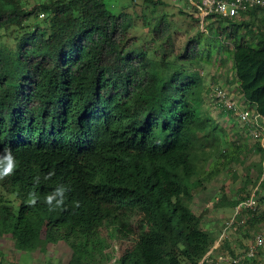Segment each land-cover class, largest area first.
<instances>
[{"label":"trees","instance_id":"16d2710c","mask_svg":"<svg viewBox=\"0 0 264 264\" xmlns=\"http://www.w3.org/2000/svg\"><path fill=\"white\" fill-rule=\"evenodd\" d=\"M143 2L155 10L164 4ZM42 12L45 25L30 27ZM247 14L260 18L259 30L228 17L210 30L218 52L233 62L242 97L264 120V12ZM25 27L15 46H0V154L10 150L16 161L0 186L20 200L16 214L1 205L0 236L10 234L18 249L44 252L65 241L68 264L102 253L109 237L133 242L119 264H200L217 238L189 206L191 185L217 152L221 127L198 110L200 73L178 62L210 60L212 46L195 41L168 58L173 30L162 12L152 28L158 57H151L136 50L133 14H115L105 0L33 7L0 0V31ZM255 149L264 153L259 142ZM61 185L64 203L50 211L46 197Z\"/></svg>","mask_w":264,"mask_h":264},{"label":"rangeland","instance_id":"374dc122","mask_svg":"<svg viewBox=\"0 0 264 264\" xmlns=\"http://www.w3.org/2000/svg\"><path fill=\"white\" fill-rule=\"evenodd\" d=\"M24 1L33 7L45 0ZM105 2L115 14L121 11L133 14L135 27L131 30V36L138 40L136 50H146L151 57H158L157 52L160 47L152 41V28L155 17L162 12L167 14L173 30V45L167 49L168 58L177 59V56L183 54L188 46H193L195 41L199 42L198 46L201 49L206 50L209 45L213 48L210 60H191L178 62V64H184L188 70L200 73L204 80V91L201 101L197 103L198 110L202 117L213 119L221 127L217 132L221 140L217 152H213L209 161L202 164L201 172L192 180L193 197L189 201V206L195 214L201 216L203 227L213 231L217 238L208 263L227 264L217 263L218 257L244 250L253 242L255 236L264 230V188L258 187L259 178L264 179V172L259 176V167L263 166L264 153L255 149L257 142H264V120L257 121L260 126H253L255 120H252L251 124H244L239 121L237 114L229 113L226 109L219 107L216 102L215 89L220 86L228 96L237 99L239 103H245L250 108V105L241 97L232 60L226 54L218 52L217 35L210 30L211 27L215 28L219 25L221 27L223 24H220L216 18H208L205 26L202 27L190 0H163L164 4L156 10L143 0H105ZM45 17L40 15L31 18L27 24L30 27L37 23L44 26ZM236 19L251 23L250 28L254 30H259L262 26L260 18L252 17L251 14ZM30 27H25L23 30L11 28L8 31H0V46H15L17 40ZM46 29L48 33H51L49 28ZM227 44L230 43H222L223 47ZM204 56L207 55L204 54ZM257 132L260 133L259 136H256ZM224 149L227 150V156L221 155ZM253 196L255 200L260 201L253 209L245 207L243 203L234 205V202H246ZM4 203L11 205L13 212L17 213L20 200L16 193L0 186V208ZM229 222H233L230 227H228ZM106 243L107 246L103 248L102 253L97 250L91 257L84 256L85 264H119L118 259L122 253L133 245L132 241L118 237H109ZM71 253L72 249L65 241L48 244L47 251L44 252L39 248L18 249L10 234L0 236L1 264H68ZM183 264L187 263L183 262ZM249 264H264V252L260 251Z\"/></svg>","mask_w":264,"mask_h":264},{"label":"built area","instance_id":"2783aa9c","mask_svg":"<svg viewBox=\"0 0 264 264\" xmlns=\"http://www.w3.org/2000/svg\"><path fill=\"white\" fill-rule=\"evenodd\" d=\"M192 8L195 9L199 24L204 27L207 19H217L220 17L239 18L251 10L258 9L259 12H264V0H190ZM43 17L45 13H41ZM207 31V29H206ZM216 102L219 107L226 109L228 112L237 114L240 122L244 124H251L252 120H255L254 125H258V120L262 119L261 115L255 111L254 108H248L245 103H239V101L232 96H228L227 92L220 86L216 87L215 94ZM260 133L257 132L256 136ZM245 207L255 208L257 201L254 196L248 199L246 202H242ZM230 226L233 222H229ZM216 247V246H215ZM214 247L206 254L200 264L206 260L209 261V257L213 253ZM260 251L264 252V230L257 234L251 244H249L244 250L236 254H222L218 257L217 263L227 264H248V262L254 260ZM1 264V263H0Z\"/></svg>","mask_w":264,"mask_h":264},{"label":"clouds","instance_id":"9594fccd","mask_svg":"<svg viewBox=\"0 0 264 264\" xmlns=\"http://www.w3.org/2000/svg\"><path fill=\"white\" fill-rule=\"evenodd\" d=\"M16 166L15 158L10 150H5L3 154H0V176H6L13 172ZM39 180L37 179V183ZM67 192V188L64 186H58L55 190L46 197V204L50 211L55 210L63 205L65 200V193ZM37 200V196L35 193L31 195L28 203L30 205H35Z\"/></svg>","mask_w":264,"mask_h":264},{"label":"crops","instance_id":"0c3cea01","mask_svg":"<svg viewBox=\"0 0 264 264\" xmlns=\"http://www.w3.org/2000/svg\"><path fill=\"white\" fill-rule=\"evenodd\" d=\"M260 14H261V12H259ZM242 97V96H241ZM243 98V97H242ZM244 99V98H243ZM261 143H262V145L264 146V142H262L261 141ZM263 167H264V162H263Z\"/></svg>","mask_w":264,"mask_h":264}]
</instances>
